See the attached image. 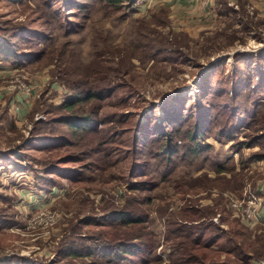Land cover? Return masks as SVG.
<instances>
[{
    "label": "rangeland",
    "instance_id": "obj_1",
    "mask_svg": "<svg viewBox=\"0 0 264 264\" xmlns=\"http://www.w3.org/2000/svg\"><path fill=\"white\" fill-rule=\"evenodd\" d=\"M226 1L239 8L236 0ZM224 7L201 19L175 0H0V44L10 40L19 55L0 57V86H14L0 96V264L105 260L101 247L82 258L64 252L70 242L83 248L109 242L112 226L80 220L108 222L105 201L120 207L126 193L145 200L142 227L156 238L159 257L151 264L175 261L176 242L185 239L176 227L195 223L200 213L213 218L214 227L192 258L264 264V223L247 226L223 199L225 191L264 183V159L252 157L264 153V91L251 92L260 100L257 111L244 99L264 82L244 71L259 66L251 62L264 48V18L250 5L256 16L247 30V20L223 13ZM96 70L113 74L115 89L105 92L98 110L105 139L99 153L89 144L72 145L81 137L57 121L64 111L56 108L71 91L70 80L80 88ZM23 83L33 86L26 98ZM236 92L241 96L227 107ZM18 96L25 98L23 112ZM195 130L200 148L193 150ZM165 133L177 148L169 160ZM243 140L254 145L238 143ZM131 184L141 191L131 192ZM43 206L55 223L29 226Z\"/></svg>",
    "mask_w": 264,
    "mask_h": 264
},
{
    "label": "trees",
    "instance_id": "obj_2",
    "mask_svg": "<svg viewBox=\"0 0 264 264\" xmlns=\"http://www.w3.org/2000/svg\"><path fill=\"white\" fill-rule=\"evenodd\" d=\"M105 1L109 4L118 5L123 0ZM223 5L225 6L223 13H234L235 15L239 16V20L241 23H244L243 20H247L243 24L244 29H251V16L256 15L249 12L244 1L240 2L239 8L237 9L234 6H230L226 0L223 1ZM244 15H246V17ZM220 34H223V32H220L218 35ZM10 43V40H7L5 38L3 44H0V57L5 56L8 58H16L19 56L17 52H15V50L11 47ZM252 60L253 61L251 63H253V65L257 63L259 66L255 67L256 69H254L253 67H247L244 71L246 73H251V75L256 74L259 76V78L261 77V81L264 80V68H261L262 64H264V48L255 53V56H253ZM95 73L96 74L92 77L93 79L91 81H88L85 85L80 86V88H76L79 87V85L71 84L72 80H70V84H68V87L71 89V91L62 102L56 105V108L59 111H64V113L57 118V121L65 123L71 129V132L75 136L81 137L80 139H78V142H74V144L72 145L78 146L89 144V151L99 153L102 151L105 139L103 138V136H100L101 131L99 130L98 126L99 124L103 123V121L98 116V110L101 109L104 105L103 100L105 98V92L114 91L115 89L112 88L111 85L113 74L105 72L102 73L99 70H96ZM248 75L250 78V74ZM261 85H263V87ZM261 88H264V82L262 84L260 83V85L255 84L253 85V88L249 89V93H247L244 98L246 99V106L248 107L247 109H249V107H255L257 111L258 106L261 105L258 104L260 100L254 99L252 93L256 94L258 90H260L261 92L264 91V89ZM239 96L241 95L236 92L233 98H229L230 102L226 103L228 104L227 107L233 102L236 103ZM260 117L264 119V111L261 113ZM237 122H243V116H238ZM196 132V130L193 131L190 137L193 150L200 148L198 142L196 141L198 136ZM221 132H224V130H222ZM261 133L264 136V126H262L261 128ZM226 134L234 136L233 132H228ZM84 136L89 137L87 142H82V138ZM164 136V155L169 160L177 152V148L176 144L172 143L171 135L165 133ZM238 143L244 145L245 147H251L254 145V143H252L250 140H243L239 141ZM252 157L257 160H262L264 159V153L253 154ZM41 188L44 187L41 186ZM242 188L232 191H240ZM128 189L131 192L135 190L141 191V188L134 184H131ZM223 199L225 200L224 196ZM143 202H145V200L136 193H126L124 203L120 207H116L112 202L106 200L104 203V208L108 212L104 215V217L105 219L109 220L108 222L98 221L95 217H89V219L86 220L83 218V220L80 221L90 223L92 219H94L97 221L96 223L112 226L114 231L111 232V235H109L108 237L109 242H97L95 243V245L88 246L87 248L73 246V243L70 242L67 252H64L65 257L68 256L71 259H74L92 256L96 253V250H98V248L95 247H101L102 250L98 251H100V253L105 256L107 255V258L101 261H93L92 264H151L152 261L156 259L159 260V257L154 254L157 246L156 238L150 231H146L144 230V227H142V225L148 220L147 214L140 206ZM214 215L215 212H213L212 216L214 217ZM192 220H195V223H191L189 226L186 224H179L176 227V229L180 230V233L178 234L179 237L185 239L176 242V245L179 248V256L175 259L174 262L166 264H206L196 260L195 258H192L193 255L191 251L197 246L199 247L200 245L203 246L205 244V242L203 243L201 241L205 236V231H207L209 227H214V220L213 218L209 219L207 216H205V214L202 213H200V216H197ZM119 227H128V230L120 232ZM193 228H195V230H193ZM72 229H75L74 224L72 226ZM194 233L195 236H193ZM93 240L94 239L92 238V241ZM96 240L97 239H95V242ZM26 262L28 261H23V263Z\"/></svg>",
    "mask_w": 264,
    "mask_h": 264
},
{
    "label": "built area",
    "instance_id": "obj_3",
    "mask_svg": "<svg viewBox=\"0 0 264 264\" xmlns=\"http://www.w3.org/2000/svg\"><path fill=\"white\" fill-rule=\"evenodd\" d=\"M33 86L23 83L19 86L20 95L26 97L31 93ZM14 90L12 85L0 86V96ZM264 183L260 187H253L247 183L238 191H225L223 196L228 207L235 212L247 226H254L264 223ZM55 214L51 213L48 207H40L29 220V226L47 229L55 223ZM50 226V227H51Z\"/></svg>",
    "mask_w": 264,
    "mask_h": 264
},
{
    "label": "crops",
    "instance_id": "obj_4",
    "mask_svg": "<svg viewBox=\"0 0 264 264\" xmlns=\"http://www.w3.org/2000/svg\"><path fill=\"white\" fill-rule=\"evenodd\" d=\"M241 1H244L246 3L247 8H249L251 5L254 9L253 12H255L258 17L260 16L264 18V0H236V4L239 6ZM175 2L178 3L179 8L184 9L185 13L191 12L192 17L196 16L200 17L201 19H204L214 14V10H216L217 13V9H220L219 6L223 2V0H175ZM25 98H16V100L22 105V112L25 110V105L23 101V99ZM260 163L264 164V161H261ZM261 169L264 173V167H261ZM260 181L257 183L256 187H260V185L263 183H260Z\"/></svg>",
    "mask_w": 264,
    "mask_h": 264
}]
</instances>
